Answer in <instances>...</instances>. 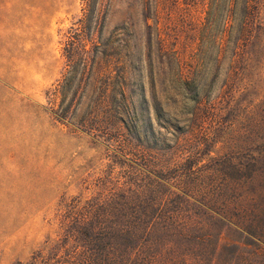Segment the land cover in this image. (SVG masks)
<instances>
[{"label":"rangeland","instance_id":"374dc122","mask_svg":"<svg viewBox=\"0 0 264 264\" xmlns=\"http://www.w3.org/2000/svg\"><path fill=\"white\" fill-rule=\"evenodd\" d=\"M212 3L0 0V264H263L264 0Z\"/></svg>","mask_w":264,"mask_h":264},{"label":"trees","instance_id":"16d2710c","mask_svg":"<svg viewBox=\"0 0 264 264\" xmlns=\"http://www.w3.org/2000/svg\"><path fill=\"white\" fill-rule=\"evenodd\" d=\"M249 3H250V0H229V3L227 4L226 9H225V7L221 6V0H213V3H212L213 19H218L220 16V13L224 14V19H241L240 23L236 29V34L238 35V39L239 38L241 39L243 37L244 33L247 32V25H246L247 23H246L245 19H255V16L253 15L254 13L252 11L256 7L250 5ZM224 9H225V11H224ZM231 28L232 27L230 26V29ZM225 44L227 46L228 43L226 42ZM224 47H225V45H224ZM236 48H238L237 45H236ZM220 49L221 48L219 47V51H220ZM261 189L263 190L262 187H261ZM259 192H261V191H259V189H255L253 191L254 194H257V193L259 194ZM257 197L260 198L261 195L257 196ZM241 218L238 216L236 221H234L233 224H235L236 227H238L239 229H243V231H247L250 235H254L255 233H254V231H252L251 225H248V223H244L243 222L244 219H241ZM254 218L256 219L255 216H254ZM85 225H86V229L84 230L85 235L89 236L91 233H93L96 226H94V224L92 222L86 223ZM118 225L119 224H116V225H113L110 227L108 226L104 230L105 234L103 237L105 240H107V242H109L108 245H110V247H114L116 245V244H113V241H115L117 238V237H114L115 235L119 236L120 234L123 235V233H125V234L127 233V231L122 232V228H120V225L118 228ZM126 229L129 230V228H126ZM102 231H103V229H102ZM140 231L147 232V231L142 230L140 228L137 229V232H140ZM171 232L175 235L182 234L181 231H174L173 230ZM94 240H98L97 236ZM99 241H101V239H99ZM158 244H159V241L157 239H154L150 243L151 246H155ZM226 248H228V247H225L223 249H226ZM151 253L152 254L150 255V258L148 259V261H147V259H145V261H147L146 264H167L170 261L168 259L171 258V256L173 259H176L180 256V255H178L179 254L178 247H176V246H174L173 248H171L167 252L162 253V252H159V250L155 249ZM112 255L114 256V254H112ZM251 261H253V262L249 261L248 264H256V262L254 260H251ZM262 263L264 264V261ZM257 264H260V263H257Z\"/></svg>","mask_w":264,"mask_h":264}]
</instances>
